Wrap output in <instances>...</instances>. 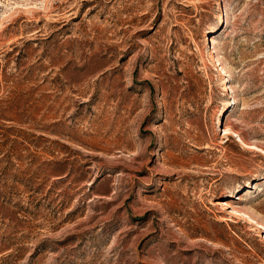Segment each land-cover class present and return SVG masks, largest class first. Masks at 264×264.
<instances>
[{
  "label": "rangeland",
  "instance_id": "374dc122",
  "mask_svg": "<svg viewBox=\"0 0 264 264\" xmlns=\"http://www.w3.org/2000/svg\"><path fill=\"white\" fill-rule=\"evenodd\" d=\"M0 264H264V0H0Z\"/></svg>",
  "mask_w": 264,
  "mask_h": 264
},
{
  "label": "bare ground",
  "instance_id": "6f19581e",
  "mask_svg": "<svg viewBox=\"0 0 264 264\" xmlns=\"http://www.w3.org/2000/svg\"><path fill=\"white\" fill-rule=\"evenodd\" d=\"M225 14L224 13H221L219 16H218V20L219 21H223L225 20ZM215 46H213L212 48V52H214L216 49L214 48ZM224 111V109L221 111V113ZM217 203L221 204V205H224L226 207H230V203L227 201V200H222V201H217Z\"/></svg>",
  "mask_w": 264,
  "mask_h": 264
}]
</instances>
